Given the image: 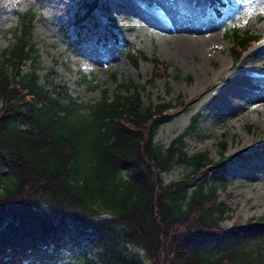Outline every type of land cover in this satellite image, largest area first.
<instances>
[{"label":"trees","instance_id":"1","mask_svg":"<svg viewBox=\"0 0 264 264\" xmlns=\"http://www.w3.org/2000/svg\"><path fill=\"white\" fill-rule=\"evenodd\" d=\"M208 1L230 32L237 63L259 36L224 21L221 8L229 0ZM84 2L78 22L99 0ZM34 24V13L18 14L0 51V264L59 259L82 240L95 252L78 264H264V216L224 227L229 211L219 196L231 181L219 160L185 149L198 116L163 147L154 138L174 108L144 106L135 81L119 83L113 93L101 89L94 102L73 97L56 71L41 74ZM111 37L133 67L152 65L149 81L165 77L167 64L157 56ZM218 145L221 159L225 140ZM177 166L187 171L165 182ZM102 214L109 217L95 220ZM131 246L143 256L129 255Z\"/></svg>","mask_w":264,"mask_h":264},{"label":"rangeland","instance_id":"2","mask_svg":"<svg viewBox=\"0 0 264 264\" xmlns=\"http://www.w3.org/2000/svg\"><path fill=\"white\" fill-rule=\"evenodd\" d=\"M84 3L20 0L12 8L0 0V51L11 40L8 31L17 26L18 14L34 13L41 74L53 69L72 96L85 103L97 100L103 88L113 93L119 83L135 81L142 86L144 106L164 102L176 112L154 138L163 147L198 116V132L185 139V149L188 154L204 152L209 159L219 160V170L231 181L219 196L229 211L223 226L264 216V0H229L221 8L225 22L259 36L237 63L230 55V32L208 0H99L90 15L78 22L85 12ZM113 33L148 58L155 55L166 63L165 77L149 81L152 65L139 61L133 67L117 52ZM214 36L217 39L212 41ZM80 73L87 76L86 83ZM94 84L99 87L92 88ZM219 86L224 87L222 91ZM222 139L226 148L219 159ZM186 171L185 166L174 167L165 182ZM108 217L102 214L95 220ZM94 252L82 240L79 247L70 245L59 259L47 258L40 264H78L84 254ZM126 252L143 256L135 246Z\"/></svg>","mask_w":264,"mask_h":264},{"label":"clouds","instance_id":"3","mask_svg":"<svg viewBox=\"0 0 264 264\" xmlns=\"http://www.w3.org/2000/svg\"><path fill=\"white\" fill-rule=\"evenodd\" d=\"M3 4L5 6H11L12 8H16L20 4V0H3Z\"/></svg>","mask_w":264,"mask_h":264},{"label":"bare ground","instance_id":"4","mask_svg":"<svg viewBox=\"0 0 264 264\" xmlns=\"http://www.w3.org/2000/svg\"><path fill=\"white\" fill-rule=\"evenodd\" d=\"M216 39H217V37L214 36L211 40L214 41V40H216ZM181 40L186 41L184 38H181ZM206 42H207L206 40L203 42V46H204V44H205ZM230 68H231V67L229 66V67L226 68V70H229ZM208 88H213V85H211V86L208 87ZM223 88H224V87H222V86H219V87H218V89L221 90V91L223 90ZM195 98H197V97H195ZM195 98H193V99H195ZM172 115H173V116L176 115V112H172Z\"/></svg>","mask_w":264,"mask_h":264}]
</instances>
